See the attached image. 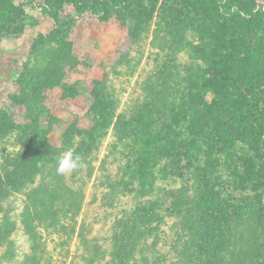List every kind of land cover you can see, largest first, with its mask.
<instances>
[{
    "label": "rangeland",
    "instance_id": "obj_1",
    "mask_svg": "<svg viewBox=\"0 0 264 264\" xmlns=\"http://www.w3.org/2000/svg\"><path fill=\"white\" fill-rule=\"evenodd\" d=\"M82 1L0 0V162L34 129L55 153L41 178L33 158L14 169L34 184L1 205L11 264H110L133 217L129 264H264V0H229L257 14L241 21L183 0L102 15ZM69 150L82 167L58 174Z\"/></svg>",
    "mask_w": 264,
    "mask_h": 264
},
{
    "label": "trees",
    "instance_id": "obj_2",
    "mask_svg": "<svg viewBox=\"0 0 264 264\" xmlns=\"http://www.w3.org/2000/svg\"><path fill=\"white\" fill-rule=\"evenodd\" d=\"M135 0H83L81 3L80 13H90L102 15L107 12L109 8H121L125 6H131ZM140 1V0H138ZM184 2L198 6L199 8L204 9L206 12L212 15L223 16L230 21H241L252 15L255 17L251 8H241V7H231L229 0H183ZM145 10V7H143ZM47 15L51 18L56 27H61L62 21L58 15L52 14L47 11ZM236 23V22H235ZM96 98V97H95ZM97 103L101 104L102 101L97 98ZM261 114H263V109L260 110ZM103 115V113H102ZM101 118L97 117L98 124L100 123ZM102 121V120H101ZM147 127L149 126V122L146 123ZM36 134H33L32 140H27L23 143V151L21 153V158L19 161L13 165L10 162L11 154L3 153L2 150V159L0 162V170L3 175H0V210L1 205L4 201H6L12 192L15 190H21V188L26 187L27 184H34V181L28 178H24L22 180H18L15 178L14 169L16 166L22 164L29 158L35 159V162L32 164V168L28 169L30 173L37 172L40 174V178L45 174L47 170L51 169L52 162H55V153L51 152V149L45 148V143L42 142L41 131L34 129ZM70 132V131H68ZM67 132V134H68ZM150 134V132L148 133ZM48 147V146H47ZM74 155H77L76 153ZM57 161V160H56ZM10 167V168H9ZM46 177H43L40 181L39 187L42 188V184H45ZM19 185V186H18ZM264 203V200H263ZM26 211V209H25ZM13 215L10 214L9 210H3L2 212V220L0 222V246L3 245V250L0 254V264H11L14 259L20 254L17 253L16 250V239L12 238L13 233ZM138 219L132 218V223H124L121 227L117 236V239L120 238V242L118 240L115 242L117 244V253L118 250H122V257L120 259H113L110 264H129L132 259L134 253L136 252L137 246L140 245L144 239L145 231L134 227L135 223L138 222ZM29 221H25V231L30 232L32 234V239L35 241L42 240L41 235L33 232V227L27 224ZM56 222H51L45 226V229H50ZM55 228V227H54ZM59 230L54 229L55 232L61 234H69L66 231V227L57 228ZM12 232V233H11ZM73 234V232H72ZM72 234L68 235L71 236ZM122 242V243H121ZM124 250V253H123ZM25 257V256H24ZM25 259H21L15 264H25ZM186 264V263H183Z\"/></svg>",
    "mask_w": 264,
    "mask_h": 264
},
{
    "label": "clouds",
    "instance_id": "obj_3",
    "mask_svg": "<svg viewBox=\"0 0 264 264\" xmlns=\"http://www.w3.org/2000/svg\"><path fill=\"white\" fill-rule=\"evenodd\" d=\"M83 161L80 155H74L70 150L58 158V174L71 173L82 167Z\"/></svg>",
    "mask_w": 264,
    "mask_h": 264
}]
</instances>
